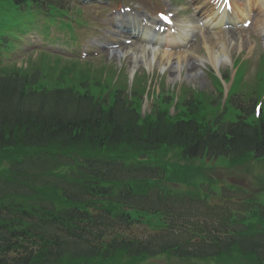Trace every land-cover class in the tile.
Listing matches in <instances>:
<instances>
[{"label":"trees","instance_id":"trees-1","mask_svg":"<svg viewBox=\"0 0 264 264\" xmlns=\"http://www.w3.org/2000/svg\"><path fill=\"white\" fill-rule=\"evenodd\" d=\"M30 1L56 3L15 0ZM101 82L0 68V264H149L163 255L264 264L263 204L151 186L164 177L154 156L162 149L262 155L264 117L225 123L192 101V114L143 116L121 92L102 95Z\"/></svg>","mask_w":264,"mask_h":264},{"label":"rangeland","instance_id":"rangeland-1","mask_svg":"<svg viewBox=\"0 0 264 264\" xmlns=\"http://www.w3.org/2000/svg\"><path fill=\"white\" fill-rule=\"evenodd\" d=\"M122 1L121 3L127 1V0H117V1H111L109 4L111 7L118 6V3ZM136 3V5H139L138 8L142 10V12L145 14V12H149L156 18V14L159 9H161L162 1L154 0L155 2H151L150 0H131ZM133 3V2H132ZM108 4V3H107ZM84 7V16L88 19L90 18L89 22L91 23H97L99 26L101 25V22L106 17L109 18L108 14V8L105 9L104 12H107V16L105 13H99L101 7L98 3H85L82 5ZM206 7V8H205ZM209 8V9H207ZM212 8H210L208 0H190V3L187 5L186 8H183V11L187 18H193L195 15V18L193 19L194 22L198 21V17L200 13H207L209 14ZM107 18V19H108ZM64 19L63 16L59 13H55L53 15L42 12L38 13L34 9H29L27 11L22 10L21 8L17 7L12 0H0V43L5 44L6 46H15L17 44L23 43L19 46L17 51L15 53H12L11 56L15 60L14 62L9 61V67L12 68L14 64L16 63L18 66H26L24 65V60L21 58L26 56L24 59L25 61L31 62V58L27 55L32 56V58L36 61V65H46L47 67L51 68V72L49 75L57 76L59 72L62 70H66V72L72 71L75 74V71H73L74 66H76L77 62H81V67L76 68L77 71H81L82 76H77V78L81 79L82 77H85L88 75L87 70L85 69L86 66L84 64H87L86 61L92 60L93 63H97L99 51H92L90 49V56L84 58L80 54L76 55L71 53V50L64 49L66 42L65 40L75 41V31L71 30L69 26L67 25L66 19ZM241 20V19H239ZM259 20L257 15L254 16V23L248 28L245 29L243 27H232L228 28V31L226 30L227 37H231L232 34L236 37L237 41L241 43V46H235V48H230L228 53L230 58L232 59L233 63L236 60L238 56H243L244 58H251L249 62V73H248V81L247 78L246 82L244 80L242 81V88L243 89H250L249 83L251 85L257 86L255 88L256 93L260 94L261 92V84L263 80L259 79V75L257 77H254L256 74L260 63H259V56H263L264 54V44L258 40V38L255 36L254 31L255 24ZM239 23V22H238ZM101 29L104 30L105 36L112 35L111 32L115 33L117 31V28H113L111 32L106 30L105 26H103ZM215 28L209 29L214 30ZM225 29V28H224ZM77 31H80V36L83 38V46L82 48L86 49L87 46L89 48L90 46H95L94 42L96 39V35L94 34L95 29H92L90 27H84V26H78ZM47 34L50 36L51 39L55 41L45 40L40 42L37 38L34 36V40H37L32 46L30 47L27 43H25V37L31 36L32 34ZM229 33V34H228ZM229 35V36H228ZM59 37H61L59 40ZM194 38V37H193ZM116 39V36H115ZM28 40V39H27ZM42 40V39H41ZM197 42L195 43L194 53L190 56L189 64L187 67L181 69V77H172V71L167 69L168 71V77L167 81L165 82L164 79H158L160 78L161 72H163L158 65H154L151 69L144 66L143 63L136 66L134 69V72L139 68L138 70V76L140 74V77L145 78L146 80V86L150 83L149 87V93H158L159 91L164 89V83H167V87L165 89H174V91L177 93V95L181 96L185 93H180L182 88L179 87V85L182 82H188L186 85H191L195 89L198 90H204L208 92L209 94L214 95L215 94V88L212 84L210 71L212 66L211 61H209V52L206 49V46L203 44L202 36H197ZM195 40V41H196ZM122 43L119 45L118 48H113L112 50L114 52L118 51L119 53L123 52L124 48L127 46V43L122 40ZM191 43H194V39L191 40ZM77 47V46H76ZM6 48V47H5ZM48 49L53 54H60L63 57L72 58L71 60H67L63 58L62 60L60 57L48 55V54H40L39 52ZM94 49H97L94 47ZM48 50H45L48 52ZM112 51V52H113ZM113 52V53H114ZM50 53V54H51ZM118 54V53H117ZM46 55V56H44ZM99 57L104 58L107 57L109 59V63H111V66L113 65V70L119 69L121 67H125L128 71V76L125 79L126 84L129 83L132 84V74H133V67L131 61L129 58L122 56V58H119L117 55L116 57L109 56L107 52L99 55ZM17 58H19L17 60ZM78 58V59H77ZM229 58V59H230ZM80 59V60H79ZM105 59V58H104ZM121 59V60H120ZM11 62V63H10ZM28 62V63H29ZM100 66V61H98ZM35 66L32 64H29L28 67ZM230 66V62H228L224 67L221 66L222 70H226ZM43 68V67H42ZM100 69V68H99ZM148 70V73L146 71ZM28 70H30L28 68ZM45 70V69H44ZM153 70L155 72H153ZM151 71V72H150ZM122 70H118L116 77L120 75ZM154 74H153V73ZM146 74V75H144ZM148 74H152L148 76ZM102 76V72H98V77ZM147 76V77H146ZM92 77V74H90V78ZM149 77V81H147ZM147 78V79H146ZM162 78V77H161ZM164 78V77H163ZM129 79V80H128ZM238 85L236 86V89L241 88V81L237 80ZM184 90H187L184 88ZM260 90V91H259ZM161 92H159L160 94ZM190 94V93H189ZM162 95V93L160 94ZM146 97V95H145ZM176 102V100H173V103ZM154 106L152 104V101H147L145 103V108L143 110L149 112L150 109ZM175 107V105H173ZM228 116V114H227ZM165 150L162 149L158 151L156 154H154L155 157L160 158L162 161V164H167L170 166V174H172L173 170L175 168L180 169L183 171V175L181 176V181L179 183H175L170 185L166 181H160L159 186L162 189L169 190L174 189L175 187L177 190H186L188 187H186L185 182H190L194 185V183H199V180H203L206 184V187L209 186V188H212L216 191L219 198L222 196V191L224 185L230 186L231 188H237V189H243L246 190L248 195L251 197H256L257 200L264 204V156L262 157H256L253 154H250L246 156L244 159H239L236 161L233 157L226 158V157H219V158H200L196 160H190V162H187V164H190L192 167V170L195 171V177L193 175H190L189 178L186 177V168H180L181 166H184L186 162H184L182 158V153L179 150H172L167 153H165ZM188 172V171H187ZM216 175V178H213V173ZM168 175V176H169ZM185 178V179H184ZM173 186V187H172ZM195 188L194 186H192ZM197 189V188H195ZM203 196V194H201ZM213 202H221L220 199H217L214 197ZM149 264H185L183 260L172 258L166 255L160 256L155 259H151L150 261H146ZM145 263V262H144ZM127 264H143V262L137 263L132 260H128ZM228 264H250L248 258H242L239 260V258H232Z\"/></svg>","mask_w":264,"mask_h":264},{"label":"bare ground","instance_id":"bare-ground-1","mask_svg":"<svg viewBox=\"0 0 264 264\" xmlns=\"http://www.w3.org/2000/svg\"><path fill=\"white\" fill-rule=\"evenodd\" d=\"M252 3V0H248ZM262 5V12L264 13V0H260ZM242 4V3H241ZM247 4L246 6H248ZM220 6L219 10L214 11V15L210 22H214L215 25H221L223 23V19L225 18V14L228 10L225 4H218ZM221 9H224L221 12ZM242 8L239 9V12L242 14L244 13ZM134 21V17L130 14L127 16V21ZM217 20H221L222 22L219 24ZM176 29L178 33L185 39L189 34V28L192 26L189 24H185L181 19H176L175 22ZM262 31H264V20L260 23ZM138 29H142L140 26ZM171 29V28H169ZM137 33L136 31H134ZM143 34L149 33L146 29L141 30ZM140 33V30H139ZM172 41V40H171ZM171 41H167L170 44ZM233 39H226L222 34L220 28L217 29V32H211L210 35L204 36V44L209 52V60L213 63H217L220 59H228V49L235 48V46H241V43H233ZM129 49L133 50L135 53H132V64L135 66L139 62H144L147 66L152 68L153 64H157L160 67H167L169 66L172 70V77H177L180 75V71L183 66L187 65L189 62V57L193 53L190 48H181L180 50H169L167 47H161L151 42H148V39L145 37H141L140 40L137 42H133L132 44L128 45L126 49L123 51L124 55L129 54ZM174 71V72H173Z\"/></svg>","mask_w":264,"mask_h":264}]
</instances>
